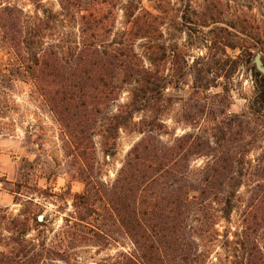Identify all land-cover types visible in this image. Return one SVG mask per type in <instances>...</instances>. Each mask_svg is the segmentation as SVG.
<instances>
[{
  "label": "trees",
  "instance_id": "1",
  "mask_svg": "<svg viewBox=\"0 0 264 264\" xmlns=\"http://www.w3.org/2000/svg\"><path fill=\"white\" fill-rule=\"evenodd\" d=\"M56 1L60 15L74 19L78 41L46 44L44 32L50 28L40 16H45L44 9L28 15L4 0H0V41L14 57V75L31 83L58 124L64 158L83 189L71 195L72 211L60 228V249L26 239L29 218L22 212L8 221L10 236L0 237V245L9 248L0 251V264L65 261L71 249L105 247L118 236L131 243V251L97 264H264V183L252 186L239 226H230L236 194L247 175L244 157L210 154L193 185L183 165L191 149L203 146L200 138L186 134L168 144L158 139L163 126L156 115L162 91L171 83L158 71L159 17L133 0ZM224 1L202 0L206 18L193 23H224L242 41L236 47L246 58L256 51L264 55L262 0L255 6L256 14L241 3L231 8V0ZM119 5L124 22L116 29L114 11ZM217 5L230 10L221 15ZM47 16L54 17L51 12ZM226 17L225 22L216 20ZM254 75V99L263 108L264 76ZM209 85L206 81L205 87ZM125 87L128 101L109 112ZM139 112L154 116L134 122ZM129 125L142 136L127 151L115 178L104 182L90 137L99 136L107 153L118 132ZM12 185L9 192L32 195L21 193L18 183ZM31 219L37 226L45 223ZM214 246L220 253L213 261L208 255ZM17 247L21 251H15Z\"/></svg>",
  "mask_w": 264,
  "mask_h": 264
},
{
  "label": "rangeland",
  "instance_id": "2",
  "mask_svg": "<svg viewBox=\"0 0 264 264\" xmlns=\"http://www.w3.org/2000/svg\"><path fill=\"white\" fill-rule=\"evenodd\" d=\"M4 1L28 15L44 9L45 16L39 14L47 19L50 28L44 32L46 44L67 45L78 41L74 19L60 15L56 0ZM127 1L121 0L122 3ZM133 1L159 17L158 71L160 76H168L171 80L162 91L161 111L156 115L163 126L158 135L160 142L168 144L186 134L200 138L198 141L203 142V146L191 149L189 160L183 165L189 170V182L193 185L198 169L210 154H236L248 163L245 165L247 175L237 191L231 214L230 226L237 228L252 186L264 183V106L262 108L254 99L257 91L254 73L260 72L253 58L258 51L246 58L242 48L236 47L242 41L234 37L235 31L224 23L194 24V20L201 23L206 18L207 10L202 0ZM258 1L231 0L229 5L235 8V3H241L256 14ZM262 2L264 4V0ZM216 9L221 15L230 10L221 5ZM49 12L54 17L46 18ZM114 14L115 28L120 29L124 22L120 5ZM216 20L225 22L227 17ZM219 40L233 47H224ZM13 58L9 48L0 41V237L10 236L6 230L8 221L24 212L29 218L26 239L35 245L43 242L48 247L60 249V228L63 218L71 214V195L81 192L83 184L73 176L64 158L59 126L42 98L28 80L14 75ZM260 59L264 66L263 54ZM206 81L210 84L208 87H205ZM128 99V87H125L108 111L114 112ZM147 116L154 115L139 112L133 120L136 122ZM141 136L129 125L118 132L113 149L107 153L102 151L99 136L90 137L100 163L102 181L111 182L115 178L127 151ZM216 140L219 141L217 146ZM16 183L21 186V193L32 195L26 198L9 192ZM34 217L39 222L44 221V225H35L30 220ZM224 225L229 224L220 223L221 227ZM131 248L126 238L118 236L105 247L80 246L71 249L65 261L46 260L44 264L110 262L119 254L130 252ZM0 251L8 252L9 248L0 245ZM15 251H21L20 247ZM216 252L220 250L212 247L208 259L214 261Z\"/></svg>",
  "mask_w": 264,
  "mask_h": 264
},
{
  "label": "water",
  "instance_id": "3",
  "mask_svg": "<svg viewBox=\"0 0 264 264\" xmlns=\"http://www.w3.org/2000/svg\"><path fill=\"white\" fill-rule=\"evenodd\" d=\"M260 58H261V54L259 52H256L253 58V63L257 71L260 72L261 74H264V66Z\"/></svg>",
  "mask_w": 264,
  "mask_h": 264
}]
</instances>
